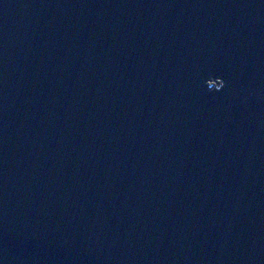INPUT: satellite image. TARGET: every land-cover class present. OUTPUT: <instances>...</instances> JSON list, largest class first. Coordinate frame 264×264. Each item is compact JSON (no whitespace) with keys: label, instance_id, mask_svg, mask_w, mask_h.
Returning a JSON list of instances; mask_svg holds the SVG:
<instances>
[{"label":"water","instance_id":"1","mask_svg":"<svg viewBox=\"0 0 264 264\" xmlns=\"http://www.w3.org/2000/svg\"><path fill=\"white\" fill-rule=\"evenodd\" d=\"M0 264H264V0H0Z\"/></svg>","mask_w":264,"mask_h":264}]
</instances>
